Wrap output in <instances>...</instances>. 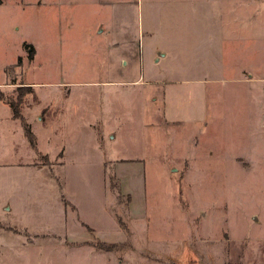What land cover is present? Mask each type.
Segmentation results:
<instances>
[{"label":"rangeland","instance_id":"374dc122","mask_svg":"<svg viewBox=\"0 0 264 264\" xmlns=\"http://www.w3.org/2000/svg\"><path fill=\"white\" fill-rule=\"evenodd\" d=\"M0 100V264H264V0H0Z\"/></svg>","mask_w":264,"mask_h":264},{"label":"crops","instance_id":"0c3cea01","mask_svg":"<svg viewBox=\"0 0 264 264\" xmlns=\"http://www.w3.org/2000/svg\"><path fill=\"white\" fill-rule=\"evenodd\" d=\"M66 96H64V98L62 99V98H59L60 99V101H61V104H60V107L62 106V107H64L65 108V111H66V105H67V101L68 100H66ZM9 104V103H8ZM10 105V104H9ZM0 107L2 108V107H4L5 109H6V111H7V115H8V118H10L11 116H12V114L13 115H15V116H19V112H17V115L15 114V112L14 113H12L11 112V110L8 108L9 106H7V104H5V103H3L1 100H0ZM41 106L40 105H36V106H34V108H29V111H28V113H26V115L27 116H30V120H29V123L31 124V127H33V131L35 130V127H34V123L32 122V119H31V116L34 118V114H35V118H36V120H39L40 122L42 121L41 120V116H39L38 115V113H40V112H42L41 111ZM34 118V119H35ZM1 119V118H0ZM2 122V121H1ZM1 129H0V139H1V137L4 135V132H5V128H4V126H2V127H0ZM23 134V133H22ZM12 145H10V146H12L13 147V145L15 144V141L12 139ZM38 143V142H37ZM1 144H3V146H1L2 147V150L1 151H3V152H5L6 153V151H7V144H6V142H5V140L4 139H2V141H0V145ZM39 144V143H38ZM38 144H37V146H38ZM30 145V144H29ZM31 146V145H30ZM32 147V146H31ZM32 149H33V147H32ZM34 150V153H36L37 154V152H41L38 148L37 149H33ZM12 151V150H11ZM14 151H16V150H14ZM61 155V154H60ZM21 159V158H20ZM18 161V160H17ZM18 165H22V166H28V165H30V164H20V161L19 162H16ZM30 166H32V165H30ZM19 226V225H18Z\"/></svg>","mask_w":264,"mask_h":264},{"label":"trees","instance_id":"16d2710c","mask_svg":"<svg viewBox=\"0 0 264 264\" xmlns=\"http://www.w3.org/2000/svg\"><path fill=\"white\" fill-rule=\"evenodd\" d=\"M8 103L11 104V106H12V104H13V102H11V101H8ZM16 115H17V112H16ZM101 243H102V242H101ZM102 244H104V243H102Z\"/></svg>","mask_w":264,"mask_h":264}]
</instances>
